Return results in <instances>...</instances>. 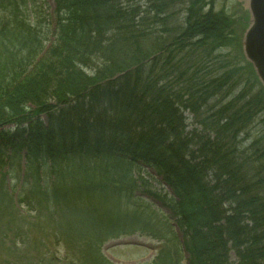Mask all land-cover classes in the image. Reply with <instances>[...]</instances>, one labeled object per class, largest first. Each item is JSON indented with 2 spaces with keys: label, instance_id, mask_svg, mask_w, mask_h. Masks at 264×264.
<instances>
[{
  "label": "trees",
  "instance_id": "obj_1",
  "mask_svg": "<svg viewBox=\"0 0 264 264\" xmlns=\"http://www.w3.org/2000/svg\"><path fill=\"white\" fill-rule=\"evenodd\" d=\"M29 1L0 0L2 146L71 165L75 180L53 197L89 201L95 230L135 222L129 172L156 167L178 198L189 264H264V89L222 61L225 17L204 12L206 0L186 2L180 27L176 0H55L56 39L42 54ZM92 244L84 259L108 263ZM154 264H181L180 250Z\"/></svg>",
  "mask_w": 264,
  "mask_h": 264
},
{
  "label": "rangeland",
  "instance_id": "obj_2",
  "mask_svg": "<svg viewBox=\"0 0 264 264\" xmlns=\"http://www.w3.org/2000/svg\"><path fill=\"white\" fill-rule=\"evenodd\" d=\"M187 1L190 0H176L178 4L173 11H177V13L173 15L171 24L180 27L179 25L184 22V11ZM45 2L47 4H41V11L39 10L36 14V20L44 32L47 29H53V23L49 14L55 8L53 0H45ZM148 2L149 0H125L126 5H136L142 9L148 8ZM203 4L207 6H204V12L212 9L214 13L221 14L225 17L223 22L228 21L231 24L229 31H227L228 34H226L228 37H226L227 46L222 52V61L229 62L231 68L233 67V70L242 77V81H245V78L250 77L247 75L249 71L243 59V51L241 48L242 37L248 26L246 22V18H248L246 4L239 0H206ZM43 8L46 11H43ZM31 21H33V18H31ZM48 35L50 36L48 38L46 37L45 45H49L54 40L52 33L49 32ZM212 62V67H216L217 64L215 61ZM246 84L247 82H244L241 88H245ZM254 89L255 93L257 87ZM203 110L205 112V109ZM204 115L209 114L205 113ZM185 117L187 118L186 124L190 125L188 129H196V120L193 116L187 112L185 113ZM261 120H264V111L261 117L258 118V121ZM258 121L251 126L254 136L260 129V123ZM247 146H249V143ZM244 149H247V147ZM14 163H19V160H15ZM20 164L23 169L24 161H21ZM5 172L6 170L0 169V173ZM40 172L41 175L32 173V168L29 169L28 177L21 189L22 182L13 166V169L12 167L10 169V177L6 178L5 182L0 184V192L2 191V200H0V264H39L40 261H42L41 264H61L63 260H66V264H94L97 260L90 259V261H84L83 259L88 257L86 248L89 243H93L92 245L96 244L100 256L104 257L108 262L104 264H147L153 261L156 253L148 248L139 247L135 244L114 247L113 245L126 241L149 244L156 248L158 242L150 239L146 234H140L142 231L139 233V229L130 228V223L119 224L114 227L103 224L98 230H95L88 220V214L91 209L89 201H79L77 204L78 208L76 205L70 206L72 211H66V214L63 216L59 211L62 209L63 204H60V208H56L57 204L53 194L45 190L50 189L51 184L56 180V178H53V174L50 176V172L52 173V171L49 163H45ZM146 172L154 177L157 186L161 184V178L155 171L147 169ZM38 178L43 187L41 190L36 186ZM0 179L3 180V178ZM19 184L20 188L16 190L15 186ZM27 188H31L34 191L31 201L40 207L39 213H35L30 208L20 205H18L17 211L10 209L11 201L6 199L5 194L11 192L12 198L16 203L18 199L21 200L25 197L24 191ZM18 191L20 193L16 194L15 192ZM135 194L142 198L139 200L135 198L131 199L132 207L130 213L136 212L143 216L144 218L140 223L146 221L147 217L148 223L151 226L154 225L157 228L156 231H160L162 229L160 228L161 226L154 224L155 217L153 212H156V215L159 214L158 219L163 224V221L165 222L166 220L163 211L154 207L139 193ZM101 204H103V208H111L110 202L103 200ZM81 221L84 224L77 226V223ZM61 224L63 226H60ZM139 227L143 228L142 225H139ZM117 229H123L118 237H107L103 235L105 232H115ZM64 231H68L70 237L67 243L59 239V234ZM135 231L138 232L134 233ZM143 232L154 235L150 230H144ZM55 233L57 236L54 235ZM93 254L99 257L94 249Z\"/></svg>",
  "mask_w": 264,
  "mask_h": 264
},
{
  "label": "water",
  "instance_id": "obj_3",
  "mask_svg": "<svg viewBox=\"0 0 264 264\" xmlns=\"http://www.w3.org/2000/svg\"><path fill=\"white\" fill-rule=\"evenodd\" d=\"M251 15V25L245 33L243 51L264 85V0H243Z\"/></svg>",
  "mask_w": 264,
  "mask_h": 264
}]
</instances>
